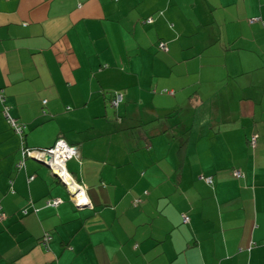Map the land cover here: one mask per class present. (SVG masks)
<instances>
[{"label": "crops", "instance_id": "crops-1", "mask_svg": "<svg viewBox=\"0 0 264 264\" xmlns=\"http://www.w3.org/2000/svg\"><path fill=\"white\" fill-rule=\"evenodd\" d=\"M0 90L90 202L0 106V264H264V0H0Z\"/></svg>", "mask_w": 264, "mask_h": 264}, {"label": "built area", "instance_id": "built-area-1", "mask_svg": "<svg viewBox=\"0 0 264 264\" xmlns=\"http://www.w3.org/2000/svg\"><path fill=\"white\" fill-rule=\"evenodd\" d=\"M151 19L149 18L147 21H150ZM159 47L161 49H166V45L164 42H159ZM121 99V94H117L116 98L114 100V104L116 105L118 101ZM12 125L15 127V129L18 132L22 131L23 126L20 123H16L14 120H11ZM256 142V136L252 135L250 137V144H255ZM76 153V148L69 145L64 139L60 138L56 141V143L51 147V148H46V149H39V150H29L27 151V154H29L31 157L34 156H44L48 155L50 158V165L52 169L56 172V174L59 176H62L65 180H70L71 183L74 185L76 188V192L74 194V199L78 203L82 202H89L88 198L86 197V194L84 192L83 186L77 182L74 177L71 175V173L67 170L66 167V162L74 156ZM236 175H238V172H235ZM206 182H211L210 177H206ZM73 187V186H72ZM53 204H58L60 200L58 198H55L52 200ZM90 203V202H89ZM1 218V214H0ZM189 217L186 214H183L182 216V221L183 222H188Z\"/></svg>", "mask_w": 264, "mask_h": 264}, {"label": "trees", "instance_id": "trees-1", "mask_svg": "<svg viewBox=\"0 0 264 264\" xmlns=\"http://www.w3.org/2000/svg\"><path fill=\"white\" fill-rule=\"evenodd\" d=\"M256 20H254V18H252V20H250L249 22H255ZM159 42H162V41H159ZM159 42H158V47H159ZM160 48V47H159ZM161 49V48H160ZM162 50H165V49H162ZM117 94H121V99H120V101H118L117 102V104L116 105H113L114 104V100H115V98H116V95ZM122 101H123V93L120 91V90H114L113 92H112V96H111V98L108 100V107L110 108V109H112V110H114L115 112H117V109H118V107L120 106V104L122 103ZM0 102L2 103V105L4 106V108L2 109V112H3V114L6 116V120H7V122L10 124V126H11V128L13 129V131L20 137V139H21V141H20V146H19V158L17 159V161L15 162V169L16 170H21V169H23L24 167H25V163H26V160L27 159H34V157H31L29 154H27V151H31V150H39V149H46V148H51L55 143H56V141L58 140V139H60V138H57L56 140H55V142H54V144L53 145H51V146H49V147H28V146H26L25 145V143H24V140H23V136H24V129H25V124L24 123H22V122H18L16 119H14V118H11V116L10 115H8L7 113H6V110H8V108H7V106L6 105H4V95H3V93H2V90H0ZM116 119L118 120V121H120L121 120V116L119 115V114H117L116 113ZM11 120H14L16 123H20L22 126H23V128H22V131L21 132H18L16 129H15V127L12 125V123H11ZM256 136V135H255ZM63 139V138H62ZM248 143H249V145L250 146H255L256 145V142H255V144H250V138L248 139ZM72 146V145H71ZM73 147H75V146H73ZM76 153H77V150H76ZM75 153V155L74 156H76L77 154ZM73 157V156H72ZM71 157V158H72ZM70 158V159H71ZM67 163V162H66ZM236 172V171H235ZM238 172V175H236L237 177H240V176H242V174H241V172H239V171H237ZM53 173V172H52ZM34 177V175H29L28 176V180H31L32 178ZM57 177V176H56ZM211 178V177H210ZM206 179V178H205ZM211 181H212V179H211ZM10 182H11V180H10ZM210 183V182H209ZM9 191L10 192H13L14 190H13V188H12V186H10V189H9ZM53 199H55V198H48L47 200H46V202H45V205L46 206H52V207H55V206H57L60 202H61V200H60V202L58 203V204H53V202H52V200ZM21 213L22 214H26V213H28V210L27 209H25V208H22V210H21ZM0 214H1V218H0V220L4 217V213H3V209H2V206L0 205ZM186 215H188V214H186ZM182 216H183V214H182ZM188 217H189V215H188ZM189 219H190V217H189ZM189 221V220H188ZM186 223V222H185ZM50 238V235L48 234V233H45L43 236H42V238H41V243H46V241L48 240Z\"/></svg>", "mask_w": 264, "mask_h": 264}, {"label": "water", "instance_id": "water-1", "mask_svg": "<svg viewBox=\"0 0 264 264\" xmlns=\"http://www.w3.org/2000/svg\"><path fill=\"white\" fill-rule=\"evenodd\" d=\"M34 159L37 160L38 162L44 164L45 166H47L48 168H50V170L53 172L54 176H57L58 179L66 186L68 192L72 195V197H74V194L76 192V188L74 187V185L71 183L70 180H65L62 176H58L56 174V172L54 171V169H52L49 161L50 158L48 155H44V156H34ZM73 186V187H72ZM82 203H86V202H82ZM82 203H78L77 205H82Z\"/></svg>", "mask_w": 264, "mask_h": 264}, {"label": "rangeland", "instance_id": "rangeland-1", "mask_svg": "<svg viewBox=\"0 0 264 264\" xmlns=\"http://www.w3.org/2000/svg\"><path fill=\"white\" fill-rule=\"evenodd\" d=\"M5 105V104H4ZM0 106H2V103L0 102ZM4 108V106H2V109ZM3 113V112H2ZM6 113L9 115V113H8V111L6 110ZM4 115V114H3ZM5 116V115H4ZM5 118H6V116H5ZM206 181V180H205ZM207 183H209V182H207Z\"/></svg>", "mask_w": 264, "mask_h": 264}]
</instances>
